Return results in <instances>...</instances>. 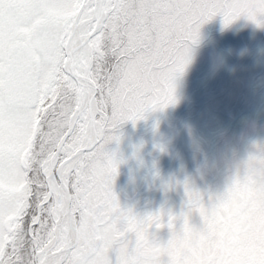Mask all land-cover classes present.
Here are the masks:
<instances>
[{"label": "snow or ice", "instance_id": "snow-or-ice-1", "mask_svg": "<svg viewBox=\"0 0 264 264\" xmlns=\"http://www.w3.org/2000/svg\"><path fill=\"white\" fill-rule=\"evenodd\" d=\"M217 16L264 29V0H0V264H264L260 146L208 204L185 183L179 215L113 190L108 145L176 102Z\"/></svg>", "mask_w": 264, "mask_h": 264}, {"label": "trees", "instance_id": "trees-1", "mask_svg": "<svg viewBox=\"0 0 264 264\" xmlns=\"http://www.w3.org/2000/svg\"><path fill=\"white\" fill-rule=\"evenodd\" d=\"M263 87L264 29L244 18L227 28L219 16L205 24L188 66L176 81V102L162 111L147 113L146 118L135 126L129 122L121 128V142L111 151L116 160L121 161L116 178V195L121 207L132 210L130 199L145 179L143 169L132 159L137 158L141 146L151 150L155 145L157 151L181 159L179 148L182 144L189 151L188 142L203 143L210 148V157L218 170L225 174L224 181L229 186L248 157L257 154V146L264 148V131L260 132L264 127L259 121L260 112L264 109ZM228 89L239 92L241 96L242 113L235 119L217 112L209 95L211 91ZM169 113L176 125L158 126L156 138L152 141L149 131L154 130L157 119L166 118ZM136 129L139 130L136 132ZM130 135H133L131 148L128 143ZM179 166L182 168L181 163ZM147 168L152 185L146 196L151 199L155 213L159 198L174 192L173 172L181 171L176 168L168 172L170 179L166 183L164 179H158L160 167L157 158H153V164L148 161ZM204 202L209 203L208 200ZM161 209L165 212L167 207ZM148 213L149 210L143 215ZM156 235L166 242L167 235L166 238L158 232Z\"/></svg>", "mask_w": 264, "mask_h": 264}, {"label": "rangeland", "instance_id": "rangeland-1", "mask_svg": "<svg viewBox=\"0 0 264 264\" xmlns=\"http://www.w3.org/2000/svg\"><path fill=\"white\" fill-rule=\"evenodd\" d=\"M264 97V87L262 89ZM211 100L214 104V109L219 112L222 116L230 117L232 119L238 118L242 113L241 108V96L239 92L235 90L228 89L221 92H210ZM260 123L261 127H264V109L260 112ZM160 125H165V127L175 126L174 117L169 113L166 118H159L153 128L149 131L151 140L156 138L157 128ZM177 127V126H176ZM139 129H136L137 132ZM264 129L260 132L263 133ZM133 135L128 138L129 148H131ZM117 144L108 145V150L111 152L113 146ZM182 144L179 148L181 153V159L171 157L169 153H164L162 151H157V147L154 145L151 150H148L147 146H141L138 152L137 158L134 159L137 166H140L144 171V182L138 188L137 193L134 197L130 199L132 210L142 216L144 212L150 211L153 213V204L151 199L146 196L148 188L152 185V180L150 177L149 169L147 168V162L149 161L153 164V158L158 159L159 164V180L164 179L166 183H169L167 174L172 169L178 168L180 173L173 172L171 179L174 177V192L159 198V204L156 208V212H159L161 207H167L165 213H171L173 215H179L181 211L186 210L187 197L184 192V184L187 183L190 187L195 190L200 191L204 196V201H209V197L215 198L218 195L223 194L228 185L224 181L225 174L218 170L215 166L214 160L210 157V148L203 143H193L188 142L189 150L185 145ZM192 151V152H191ZM181 163V166H179ZM157 173V171H156ZM187 174V175H186ZM117 178V177H116ZM117 179H115L113 190L116 193ZM197 214L192 215L191 223L194 226L199 227L201 221L196 217ZM159 235L167 237L166 241L170 237V231L167 228L158 231ZM165 237V238H166Z\"/></svg>", "mask_w": 264, "mask_h": 264}]
</instances>
